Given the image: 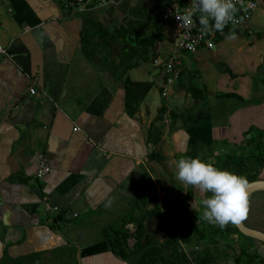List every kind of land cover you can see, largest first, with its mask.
Listing matches in <instances>:
<instances>
[{"label":"crops","instance_id":"obj_1","mask_svg":"<svg viewBox=\"0 0 264 264\" xmlns=\"http://www.w3.org/2000/svg\"><path fill=\"white\" fill-rule=\"evenodd\" d=\"M60 1L0 0V245L11 257L38 253L40 264H128L108 249L102 230L123 218L140 196L154 197L169 222L178 213H197L204 193L177 180L174 161L194 142H215L216 153H222L224 140L235 143L251 125L264 128V83L260 79L254 87L242 68L234 71L221 59L215 47L225 37L211 50L184 53L180 77L154 109L148 94L154 87L160 94L163 73L150 61L141 68V62L136 68L147 79L130 78L153 86L129 115L124 88L86 61L79 47L81 18L74 9L64 11ZM171 32L156 45L158 53L171 49ZM188 60L195 61L194 71L187 72ZM235 80L248 89L241 93ZM191 85L202 91L197 99L186 91ZM232 92L244 99L220 96ZM163 102L169 111L192 108L194 120L184 127L180 120L159 119ZM152 123L161 132L155 145L148 141ZM153 150L162 161L148 159ZM38 153L50 166L42 180L34 177ZM263 205L264 193L249 199L246 226L264 232ZM51 206L66 216L59 225ZM154 206L152 201L148 208ZM153 217L163 225L158 214ZM125 227L129 242L136 226ZM256 247L264 260V244Z\"/></svg>","mask_w":264,"mask_h":264},{"label":"trees","instance_id":"obj_2","mask_svg":"<svg viewBox=\"0 0 264 264\" xmlns=\"http://www.w3.org/2000/svg\"><path fill=\"white\" fill-rule=\"evenodd\" d=\"M69 1L61 0L60 6L66 12L76 10L75 13L81 18V54L96 72L105 74L122 85L125 91V110L129 115H134L153 83L132 80L129 72L141 62H152L156 55V45L165 41V29L171 24L169 20L162 18L166 0H152L151 4L137 0L134 5H131L129 0H112L113 2L101 6L98 5L99 0H90L81 10L78 9L80 5L71 6ZM118 9L122 12L120 18L113 13ZM102 10L108 17H99ZM231 31H234L235 35L249 36L247 29H229L227 25L224 34L217 37L216 43ZM255 34L260 37L262 32L257 31ZM220 67L230 77L236 76L227 65L220 64ZM181 72L182 68L180 75ZM261 80L264 83V75ZM186 91L195 99L200 97L198 93L202 94L201 89L193 85ZM220 96L235 100L244 99L237 92L223 93ZM166 109L167 106L163 102L158 110L159 119L162 120ZM193 113L192 108H184L181 111L170 108V124L180 120L183 126L187 127L194 120ZM160 134V130L152 123L148 141L155 145L160 139ZM222 143L228 145L222 153H216L215 142H212L210 147L201 142H194L189 145L184 155L198 156L203 160L215 162L216 167L242 175L248 182L259 178L264 168V128L251 125L235 143L227 140ZM148 159L162 161L163 156L153 150L148 154ZM258 193L264 191L251 193L249 199ZM208 195L210 193H204L203 197L197 200L199 211L192 217L178 213L173 222H169L158 211L159 206L154 197L140 196L134 199L132 208L123 218L102 230L108 249L128 264H264L256 247L257 244H264L263 242L241 234L233 224L221 228L200 219V202ZM152 201L155 206L149 209L148 205ZM154 213L160 216L164 225L165 238L162 240L156 238L149 230V216ZM126 222H133L136 226L133 231L134 242L131 245L128 242L130 234L125 227ZM233 234L237 235L236 239ZM39 258L38 253L11 257L3 248L0 264H40Z\"/></svg>","mask_w":264,"mask_h":264},{"label":"clouds","instance_id":"obj_3","mask_svg":"<svg viewBox=\"0 0 264 264\" xmlns=\"http://www.w3.org/2000/svg\"><path fill=\"white\" fill-rule=\"evenodd\" d=\"M237 0H192L191 6L177 15L180 27L191 30L198 15L200 33L211 30L223 33L224 28L235 21ZM231 31L226 39H235ZM176 178L187 186L197 188L200 193H210L201 200L200 219L221 228L238 224L247 218L249 193L248 180L242 175L215 166V162L200 157L181 156L174 161Z\"/></svg>","mask_w":264,"mask_h":264},{"label":"built area","instance_id":"obj_4","mask_svg":"<svg viewBox=\"0 0 264 264\" xmlns=\"http://www.w3.org/2000/svg\"><path fill=\"white\" fill-rule=\"evenodd\" d=\"M87 0H70L69 5H80L83 6ZM113 2L112 0H99L98 5L108 4ZM192 0H166L163 4L162 18L164 20H169L171 22L170 28L173 31V43L171 49L166 54H160L156 51V55L152 59V64L159 66L161 72L163 73V80L160 85V95L166 97L171 86L178 79L182 66V57L184 53H195L200 47L211 50L214 48L217 37L224 34L211 30L207 34H201L199 29L198 15L194 17L196 21L194 27L189 30L187 28H181L180 23L177 19V15L182 14L188 7L191 6ZM237 8L239 11L236 13L235 21L228 24L229 29L234 27H241L247 29L249 33L252 29L249 27L248 23L252 16L256 12L257 2L256 0H237ZM0 52H4L3 48L0 46ZM30 93L34 94V87L30 88ZM164 119L169 120V108L163 113ZM167 121V122H168ZM50 172V166L46 162L43 154L38 153L37 155V166L35 170V179L42 180ZM52 210L57 213V217L54 218V223L59 225L62 220L66 217L61 214L57 206H51Z\"/></svg>","mask_w":264,"mask_h":264},{"label":"rangeland","instance_id":"obj_5","mask_svg":"<svg viewBox=\"0 0 264 264\" xmlns=\"http://www.w3.org/2000/svg\"><path fill=\"white\" fill-rule=\"evenodd\" d=\"M146 4H151L152 0H143ZM137 0H129L131 5H134ZM117 18L122 16V12L120 9L115 10L113 12ZM103 14V10H102ZM107 14V13H104ZM249 27L252 29V32L249 33V36L245 35H237L235 39H224L221 43H219L215 49L221 50V59H223L233 70L238 71L240 68L243 69V72L247 75L246 78L249 79L250 83L257 87L260 83L261 77L264 75V0H257V9L254 15L252 16L251 20L248 23ZM166 34L169 38L172 36L171 28L167 27ZM261 31L262 34L258 37L255 32ZM167 37V38H168ZM170 42V41H168ZM249 45H248V43ZM241 46V50H238V47ZM223 51V52H222ZM184 55V54H183ZM248 63V64H247ZM251 64V65H249ZM187 72L189 69L193 71L196 69V63L194 60H188L187 63ZM255 65H259L256 67ZM141 68L150 67L149 62H144L141 64ZM214 69V65H211L210 68ZM141 68H134L132 69L129 74L132 78L144 80L147 79L146 73L142 71ZM194 68V69H193ZM217 68V67H216ZM253 75V76H252ZM209 86L211 88L214 87L213 79H209ZM236 86L235 88L240 91L246 90L248 88L238 87V80H235ZM242 93V91H240ZM159 92L156 87L150 90L148 94V100L152 108L154 109L155 105L159 104ZM173 103H176V100L171 98ZM174 170V174H175ZM264 206V205H263ZM193 214V211L190 213ZM257 218H260L257 215ZM257 220V219H256ZM173 222V220H170ZM262 228H264V216L261 217ZM149 230L154 234V236L160 240L165 238V229L164 225L157 221V217H153V220L149 222ZM130 244L133 243V238L129 240Z\"/></svg>","mask_w":264,"mask_h":264},{"label":"water","instance_id":"obj_6","mask_svg":"<svg viewBox=\"0 0 264 264\" xmlns=\"http://www.w3.org/2000/svg\"><path fill=\"white\" fill-rule=\"evenodd\" d=\"M246 191L249 193V195L256 191H264V179L258 178L256 180L249 181L248 184L246 185ZM234 226L241 234L252 237L264 243V232L246 226L243 223V221L238 224H235ZM1 251L2 248L0 245V255H1Z\"/></svg>","mask_w":264,"mask_h":264}]
</instances>
